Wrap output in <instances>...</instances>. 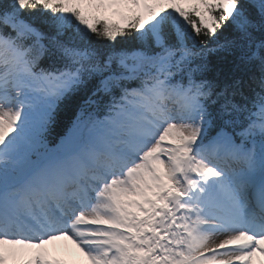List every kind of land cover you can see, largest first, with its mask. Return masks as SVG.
I'll use <instances>...</instances> for the list:
<instances>
[{"label": "snow or ice", "instance_id": "snow-or-ice-1", "mask_svg": "<svg viewBox=\"0 0 264 264\" xmlns=\"http://www.w3.org/2000/svg\"><path fill=\"white\" fill-rule=\"evenodd\" d=\"M58 240L264 264V0H0V264H80Z\"/></svg>", "mask_w": 264, "mask_h": 264}, {"label": "trees", "instance_id": "trees-1", "mask_svg": "<svg viewBox=\"0 0 264 264\" xmlns=\"http://www.w3.org/2000/svg\"><path fill=\"white\" fill-rule=\"evenodd\" d=\"M84 99L85 97L81 94L66 104H62L57 109L54 122L49 129L50 138L54 139L52 143H55L59 137H62L66 133L67 129L71 126V121L74 119L79 106L83 104Z\"/></svg>", "mask_w": 264, "mask_h": 264}, {"label": "rangeland", "instance_id": "rangeland-1", "mask_svg": "<svg viewBox=\"0 0 264 264\" xmlns=\"http://www.w3.org/2000/svg\"><path fill=\"white\" fill-rule=\"evenodd\" d=\"M219 239V238H217ZM49 248V247H48ZM54 254L60 255L66 259L77 260L80 264H86L85 258L79 253V250L72 245L71 241L70 244L67 240H63L61 242H56L53 247L49 248Z\"/></svg>", "mask_w": 264, "mask_h": 264}, {"label": "bare ground", "instance_id": "bare-ground-1", "mask_svg": "<svg viewBox=\"0 0 264 264\" xmlns=\"http://www.w3.org/2000/svg\"><path fill=\"white\" fill-rule=\"evenodd\" d=\"M68 243L70 244V241H68ZM55 244V243H54ZM54 244H50L48 245L49 247H53Z\"/></svg>", "mask_w": 264, "mask_h": 264}]
</instances>
